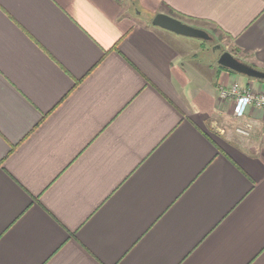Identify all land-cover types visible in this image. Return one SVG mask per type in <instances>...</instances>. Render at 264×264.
<instances>
[{
    "label": "crops",
    "instance_id": "1",
    "mask_svg": "<svg viewBox=\"0 0 264 264\" xmlns=\"http://www.w3.org/2000/svg\"><path fill=\"white\" fill-rule=\"evenodd\" d=\"M170 11L264 72V0H0V264H264V82Z\"/></svg>",
    "mask_w": 264,
    "mask_h": 264
},
{
    "label": "water",
    "instance_id": "2",
    "mask_svg": "<svg viewBox=\"0 0 264 264\" xmlns=\"http://www.w3.org/2000/svg\"><path fill=\"white\" fill-rule=\"evenodd\" d=\"M151 25L181 37L196 39L204 42L213 41L211 35H209V33L205 30L183 23L182 21L166 14L155 15L151 20ZM217 65L249 79L264 82V72L239 61L228 52H222L219 55Z\"/></svg>",
    "mask_w": 264,
    "mask_h": 264
},
{
    "label": "built area",
    "instance_id": "3",
    "mask_svg": "<svg viewBox=\"0 0 264 264\" xmlns=\"http://www.w3.org/2000/svg\"><path fill=\"white\" fill-rule=\"evenodd\" d=\"M218 95L222 104L232 103V115L236 120L243 119L249 108H256L264 113V90L253 93L250 89L233 83L229 87H219ZM252 130V125L245 123L235 128V134L248 138L251 136ZM262 137H264V129Z\"/></svg>",
    "mask_w": 264,
    "mask_h": 264
},
{
    "label": "rangeland",
    "instance_id": "4",
    "mask_svg": "<svg viewBox=\"0 0 264 264\" xmlns=\"http://www.w3.org/2000/svg\"><path fill=\"white\" fill-rule=\"evenodd\" d=\"M131 10H132V14H134L133 16L135 18L140 19V20L147 19L146 18L147 16L144 13H142L141 10H136V9H133V8ZM196 24L200 25L203 28V30L208 32L209 35H211V37L213 38L212 42H208V43L207 42H203V45H201L203 49L205 48L206 50L207 49L212 50V52L210 51V53L212 54L213 64H215V65L217 64L216 60L218 59L219 55L222 52H228V53H230L233 56L234 53L232 52L231 48L230 47H228V48L226 47L228 45V42L225 40V37H224V35L222 33H220L218 30H216L211 25L200 24V23H196ZM216 47H219V48L216 49ZM205 62L207 63V61H205ZM218 67H219V65H218ZM237 75L239 77L249 79V78L244 77L242 75H239V74H237ZM225 109H227V105L226 104H225ZM209 125H210V123L206 124V127H208L210 129ZM233 127H234L233 125L229 126V128H231V129H233Z\"/></svg>",
    "mask_w": 264,
    "mask_h": 264
},
{
    "label": "trees",
    "instance_id": "5",
    "mask_svg": "<svg viewBox=\"0 0 264 264\" xmlns=\"http://www.w3.org/2000/svg\"><path fill=\"white\" fill-rule=\"evenodd\" d=\"M168 15L171 16V17H173V18H176V19H178V20H180V21L182 20V19H181L182 17H180L178 14L174 13L173 11H170V12L168 13ZM219 68H220V69H223V70H226V71H229V70L224 69V68H222V67H220V66H219ZM229 72L233 73L232 71H229Z\"/></svg>",
    "mask_w": 264,
    "mask_h": 264
},
{
    "label": "flooded vegetation",
    "instance_id": "6",
    "mask_svg": "<svg viewBox=\"0 0 264 264\" xmlns=\"http://www.w3.org/2000/svg\"><path fill=\"white\" fill-rule=\"evenodd\" d=\"M216 49H218V48H216ZM215 50V49H214Z\"/></svg>",
    "mask_w": 264,
    "mask_h": 264
}]
</instances>
